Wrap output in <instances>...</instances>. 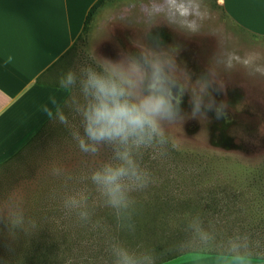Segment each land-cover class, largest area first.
Masks as SVG:
<instances>
[{"label": "rangeland", "instance_id": "374dc122", "mask_svg": "<svg viewBox=\"0 0 264 264\" xmlns=\"http://www.w3.org/2000/svg\"><path fill=\"white\" fill-rule=\"evenodd\" d=\"M133 57L163 65L203 98L201 109L185 95L177 118L161 122L162 137L82 150L81 139L91 144L86 70ZM69 70L75 81L57 112L0 163V264H115L114 247L152 264L264 259V36L235 23L220 0H101L52 82ZM123 151L146 183L126 181L127 207L113 208L91 177ZM168 255L177 257L162 262Z\"/></svg>", "mask_w": 264, "mask_h": 264}, {"label": "crops", "instance_id": "0c3cea01", "mask_svg": "<svg viewBox=\"0 0 264 264\" xmlns=\"http://www.w3.org/2000/svg\"><path fill=\"white\" fill-rule=\"evenodd\" d=\"M97 1L0 0V163L63 103L67 89L52 82L51 68L73 46ZM220 1L240 27L264 36V0ZM180 264H264V259L199 254Z\"/></svg>", "mask_w": 264, "mask_h": 264}, {"label": "clouds", "instance_id": "9594fccd", "mask_svg": "<svg viewBox=\"0 0 264 264\" xmlns=\"http://www.w3.org/2000/svg\"><path fill=\"white\" fill-rule=\"evenodd\" d=\"M107 63L110 70L88 68L82 82L88 99L83 110L84 135L91 142L89 145L81 139L84 151L96 152V145L102 143L127 145L131 142L140 146L155 136L162 137L161 122L177 118L185 95H189L194 112L203 105L202 97L191 95L184 86L172 81L158 62L146 59L142 62L133 57L127 66L112 61ZM74 81L75 74L69 70L59 83L67 86ZM227 106L226 101L221 102V107ZM117 156L121 163L105 164L91 177L113 208L127 207L126 181L134 180L140 187L146 183V177L138 172L128 151L117 152ZM81 215L86 217L87 213ZM11 224L15 228L20 221L13 219ZM113 254L115 264H143V260L152 264L151 257L139 258L124 247H114Z\"/></svg>", "mask_w": 264, "mask_h": 264}, {"label": "trees", "instance_id": "16d2710c", "mask_svg": "<svg viewBox=\"0 0 264 264\" xmlns=\"http://www.w3.org/2000/svg\"><path fill=\"white\" fill-rule=\"evenodd\" d=\"M100 2H101V0H98L96 3H94V4L91 6V8L89 9V11H88V13H87V15H86V18H85V22H84V24H86V23L90 20L92 14L94 13L95 9L97 8V6L99 5ZM70 49H71V48H70ZM70 49H69V50H70ZM56 112H57V111H56ZM56 112H55V113H56ZM55 113H54V114H55ZM54 114H53V115H54ZM53 115H52V117H53ZM50 119H51V118H50ZM50 119H49V120H50ZM49 120H48V121H49ZM48 121H47V122H48ZM47 122H46V123H47ZM46 123H45V124H46ZM45 124H44V125H43V126L37 131V132H39V131L45 126ZM37 132H36V133H37ZM36 133H35V134H36ZM35 134H34V135H35ZM34 135H33V136H34ZM33 136H32V137H33ZM29 140H30V139H29ZM29 140H28V141H29ZM28 141H27V142H28ZM27 142H26V143H27ZM26 143H25V144H26ZM25 144H24V145H25ZM24 145H23V146H24ZM23 146H22V147H23ZM22 147H21V148H22ZM21 148H19V149H21ZM19 149H18V150H19ZM18 150H17L13 155H15V154L18 152ZM13 155H12V156H13ZM12 156H10V157H12ZM10 157H9V158H10ZM9 158H7L6 160H8ZM6 160H5V161H6ZM3 162H4V161H3ZM101 166H104V165L101 164ZM202 253H205V252H202ZM176 257H177V255H171V256L168 255V257H166L165 260L162 261V262L169 261V260L174 259V258H176ZM162 262H160V263H162ZM158 264H159V263H158Z\"/></svg>", "mask_w": 264, "mask_h": 264}]
</instances>
